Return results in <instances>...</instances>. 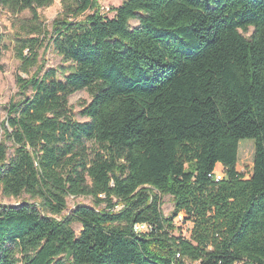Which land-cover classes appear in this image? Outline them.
Returning a JSON list of instances; mask_svg holds the SVG:
<instances>
[{"label": "trees", "instance_id": "16d2710c", "mask_svg": "<svg viewBox=\"0 0 264 264\" xmlns=\"http://www.w3.org/2000/svg\"><path fill=\"white\" fill-rule=\"evenodd\" d=\"M52 3L0 0L25 73ZM60 3L49 42L65 66L17 77L2 125V194L34 202L0 205V264H264V0H124L112 18L97 0ZM2 48L0 29V72ZM79 91L83 122L68 103ZM68 197L94 203L62 215Z\"/></svg>", "mask_w": 264, "mask_h": 264}, {"label": "rangeland", "instance_id": "374dc122", "mask_svg": "<svg viewBox=\"0 0 264 264\" xmlns=\"http://www.w3.org/2000/svg\"><path fill=\"white\" fill-rule=\"evenodd\" d=\"M124 0H97L99 11L105 17L112 18L113 13L111 10L113 8L119 7ZM62 12V7L60 0H53L51 6L43 9H39L38 13L40 14L41 20L44 23L45 30L49 35L41 40H43L42 47L39 50V58L36 66L30 68L27 73L21 71L20 62L15 56V42L14 36L21 33L18 28L16 20L7 12L2 11L0 13V29L3 34V48H2V57L1 64L3 66L2 71L0 72V141H3V127L7 117V111L10 103L16 102L21 98L19 95V88L17 86L16 78L20 77L22 79H29L35 74H38L40 68L44 71L48 68L58 69L60 66L64 65L62 57L59 56L53 49L51 43L49 42L50 33L52 32L53 21L59 16ZM30 17L28 12H23L19 18L28 19ZM136 22L131 21L130 27L134 28ZM65 66V65H64ZM28 95L31 94L29 91ZM90 101V97L86 91H79L71 95L68 99L69 106L72 110V118L75 121L83 122L86 121L85 118L80 116V111L82 106L85 103ZM7 146L10 148V143H7ZM11 148L9 152H11ZM254 152V142L249 139L241 140L238 146V163L236 169L239 173L244 175V178H248L251 173L252 168V159ZM216 175H222V168L220 165H217L215 168ZM32 203L28 196L22 195L19 198L6 197L2 194L0 189V205L10 206L17 205L22 202ZM93 200L90 197H68L66 199V208L63 211L62 215L70 214L73 207L77 204H84L87 206L93 205ZM161 212L164 217H167L171 214L173 210V201L170 196H164L161 199ZM105 205H102L104 207ZM183 216L175 220L176 226L179 230L175 231L174 234H182L185 237H188L190 224L182 223ZM72 228L76 234L79 233L81 227L78 223H74ZM190 264V263H187Z\"/></svg>", "mask_w": 264, "mask_h": 264}, {"label": "built area", "instance_id": "2783aa9c", "mask_svg": "<svg viewBox=\"0 0 264 264\" xmlns=\"http://www.w3.org/2000/svg\"><path fill=\"white\" fill-rule=\"evenodd\" d=\"M214 175L216 177V180H220L222 178V175H216L215 172H214ZM181 217H182V215L180 214L176 219H178V218L180 219ZM148 229H149V227L146 225H138L136 227V230L140 231V232L147 231Z\"/></svg>", "mask_w": 264, "mask_h": 264}]
</instances>
